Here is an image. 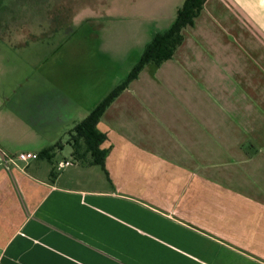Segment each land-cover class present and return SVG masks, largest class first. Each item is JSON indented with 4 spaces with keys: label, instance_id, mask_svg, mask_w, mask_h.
Here are the masks:
<instances>
[{
    "label": "crops",
    "instance_id": "1",
    "mask_svg": "<svg viewBox=\"0 0 264 264\" xmlns=\"http://www.w3.org/2000/svg\"><path fill=\"white\" fill-rule=\"evenodd\" d=\"M83 56L44 71L32 109L0 99V264H264V0L206 1L105 110L104 168L69 133L126 77L85 82ZM19 139L54 150L7 165Z\"/></svg>",
    "mask_w": 264,
    "mask_h": 264
},
{
    "label": "rangeland",
    "instance_id": "2",
    "mask_svg": "<svg viewBox=\"0 0 264 264\" xmlns=\"http://www.w3.org/2000/svg\"><path fill=\"white\" fill-rule=\"evenodd\" d=\"M182 1L0 0V99L10 109H21L18 103L32 109L30 96L54 91L45 89L44 71L51 67L56 71L52 77H59L58 61H63L61 66L71 73L80 55H85L81 57L83 81L124 79L126 67L118 69V63L138 57L144 39L162 32ZM94 54L98 60L90 61ZM92 62L98 64L97 70L85 72L84 65ZM10 139L15 143L17 135ZM32 143L19 139L13 147L19 155Z\"/></svg>",
    "mask_w": 264,
    "mask_h": 264
},
{
    "label": "trees",
    "instance_id": "3",
    "mask_svg": "<svg viewBox=\"0 0 264 264\" xmlns=\"http://www.w3.org/2000/svg\"><path fill=\"white\" fill-rule=\"evenodd\" d=\"M207 0H184L178 8L172 25L163 32H157L145 47L140 59L127 75L125 80L113 89L81 122L69 133V143L77 151L84 145L91 154L92 164L105 167L106 151L101 145L106 139L105 134L98 130V123L107 107L114 99L134 81L148 64L161 65L171 59L177 48L183 42V30L194 25ZM54 150L50 147L40 152V157L50 158L49 153Z\"/></svg>",
    "mask_w": 264,
    "mask_h": 264
},
{
    "label": "built area",
    "instance_id": "4",
    "mask_svg": "<svg viewBox=\"0 0 264 264\" xmlns=\"http://www.w3.org/2000/svg\"><path fill=\"white\" fill-rule=\"evenodd\" d=\"M39 159V155L37 153L27 152L20 153L18 156H8L4 155V161L7 165L19 166L20 162L28 163L30 161H34ZM69 165V163H64ZM61 167L63 164L60 165Z\"/></svg>",
    "mask_w": 264,
    "mask_h": 264
}]
</instances>
